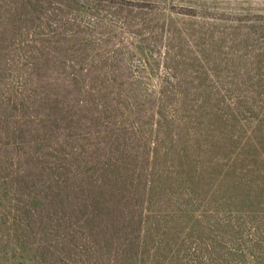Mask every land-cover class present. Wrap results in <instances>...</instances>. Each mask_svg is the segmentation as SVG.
I'll use <instances>...</instances> for the list:
<instances>
[{
    "label": "rangeland",
    "instance_id": "obj_1",
    "mask_svg": "<svg viewBox=\"0 0 264 264\" xmlns=\"http://www.w3.org/2000/svg\"><path fill=\"white\" fill-rule=\"evenodd\" d=\"M11 1L0 0V95L33 81V8L8 13ZM118 1L97 14L69 4L98 27L68 45L88 70L65 112L70 146L111 164L105 178L134 217L124 264H257L237 254L264 231V0ZM1 256L42 264L30 248Z\"/></svg>",
    "mask_w": 264,
    "mask_h": 264
},
{
    "label": "trees",
    "instance_id": "obj_2",
    "mask_svg": "<svg viewBox=\"0 0 264 264\" xmlns=\"http://www.w3.org/2000/svg\"><path fill=\"white\" fill-rule=\"evenodd\" d=\"M104 1L15 0L5 6L14 14L33 8L26 21L31 28L22 33L24 46L31 47L22 56V71L33 81L0 95L3 257L30 248L42 264H124L132 258L128 249L137 238L135 221L119 205L115 181L105 178L111 164L86 160L79 145L70 146L71 115L65 112L73 107L72 96L82 94L80 88L69 90L88 70L68 45L91 37L88 28L98 27L91 20L78 21L69 4L84 3L79 6L97 14ZM250 237L237 256L264 264V231Z\"/></svg>",
    "mask_w": 264,
    "mask_h": 264
}]
</instances>
